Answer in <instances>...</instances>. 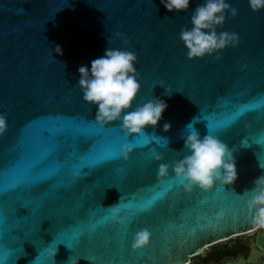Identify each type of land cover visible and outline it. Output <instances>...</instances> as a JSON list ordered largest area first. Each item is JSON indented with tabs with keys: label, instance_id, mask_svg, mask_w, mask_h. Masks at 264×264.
<instances>
[{
	"label": "water",
	"instance_id": "95a60500",
	"mask_svg": "<svg viewBox=\"0 0 264 264\" xmlns=\"http://www.w3.org/2000/svg\"><path fill=\"white\" fill-rule=\"evenodd\" d=\"M200 2L192 0L188 10L170 12L160 0H0V113L8 125L0 135V162L5 165L0 169V264L6 257L14 258L8 264H33L36 259V264H50L51 242L59 250L51 264H66L69 257H79V264H99L96 248L103 252V264H185L205 246L257 228L246 204L251 193L245 191L253 187L254 177L264 173L260 167L264 143H256L264 135L260 109L248 110L227 130L211 132L236 157L234 184L217 182L210 190L186 191L171 170L168 176L158 177L159 163L185 154L182 130L186 125L194 122L203 135L207 128L202 120L212 119L211 113L235 119L236 114L230 113L238 105L257 103L264 95V9L253 11L248 0H229L238 14H229L218 30L237 32L239 44L221 50L220 59L215 54L189 59L178 34L182 26L191 27L190 16ZM116 32L125 34L129 43L124 44ZM56 44L62 46L63 55L54 51ZM106 47H128L138 55L142 89L134 104L160 96V81L173 89L171 96L163 97L168 107L162 119L144 128L146 135L161 138L167 146L150 140L134 147L127 159L89 170L87 178L73 177L79 165L70 153L73 147L84 152L87 142L53 133L48 143L55 145L53 160L60 166L59 175L47 188L25 185L9 190L12 179H30L22 172L8 179V164L22 146L33 147L39 126L51 128L58 120L72 118L94 120L95 106L83 99L77 69L90 66ZM165 122L171 123L167 131ZM110 124L116 125L109 138L117 152L123 143L146 139L125 133L120 122ZM152 152L162 153L163 161L155 160ZM162 181L163 187L173 186L167 196L152 211L132 218L129 213L136 204L130 202ZM17 201L26 207L18 203L14 216ZM117 202L124 224L112 219L107 209ZM40 206L53 220L40 222L44 218ZM104 216L107 221L101 219ZM65 222L73 231H89L93 247L71 244V232L63 230ZM52 225L59 229L56 234ZM117 228L126 231L118 255L108 244L118 238ZM142 228L150 230V242L133 249L134 234ZM241 263L240 259L237 264Z\"/></svg>",
	"mask_w": 264,
	"mask_h": 264
},
{
	"label": "clouds",
	"instance_id": "9594fccd",
	"mask_svg": "<svg viewBox=\"0 0 264 264\" xmlns=\"http://www.w3.org/2000/svg\"><path fill=\"white\" fill-rule=\"evenodd\" d=\"M160 3L167 11L182 12L189 9L192 0H160ZM248 5L253 11H259L264 9V0H248ZM229 14L232 17L238 14V9L229 0H202L196 4L190 16L191 27L182 26L178 34L186 48L187 58L215 54V58L220 59L221 50L239 44L237 32L218 30ZM115 35L122 37L124 44L129 43L125 34L116 32ZM54 51L63 55V48L59 44L55 45ZM137 63L138 55L131 48L106 47L103 55L90 61V66L82 64L77 69V86L83 99L95 106V121L102 126L120 122L121 128L129 135L143 134L147 125L156 126L168 107L163 97L171 96L173 92L169 85L160 81L158 84L163 88L160 96H153L142 104H134L142 89V76L136 67ZM7 126V117L0 113V135L5 133ZM170 127V122L163 125L165 131ZM185 129H188L186 135ZM185 129L182 130L185 154L173 162L159 163L158 177L168 176L171 170L186 191H192L195 187L210 190L217 182L234 184L238 178L237 161L229 145L209 131L201 135L194 127V122L186 125ZM133 148L131 142L123 145V158L127 159ZM151 156L157 161L164 159L162 153L152 152ZM245 192L251 193L246 204L253 223L258 228H264V173L254 177L253 187ZM107 209L112 219L120 224L125 223V216L120 215L122 206L119 202ZM150 238V230L142 228L135 232L132 247L141 248L150 242ZM48 245L47 258L53 261L59 250L52 246V242ZM66 264H79V257H69Z\"/></svg>",
	"mask_w": 264,
	"mask_h": 264
},
{
	"label": "snow or ice",
	"instance_id": "6c2138e0",
	"mask_svg": "<svg viewBox=\"0 0 264 264\" xmlns=\"http://www.w3.org/2000/svg\"><path fill=\"white\" fill-rule=\"evenodd\" d=\"M250 105H257V107L251 108L249 107ZM257 108L260 109L262 113H264V95L261 96L259 102L257 103L238 105L230 113L236 114L235 119L229 120L224 116L213 112L211 113L212 119L204 118L202 121L205 122L207 131L219 132L230 128L248 110ZM114 127H116V125L107 124L102 126L97 123L95 119L89 122L78 118H72L70 120H58L55 122L54 127L51 128L46 126H39L37 128V139L35 140L33 147L26 148L22 146V150L18 154H16L8 164V168L11 169V173L8 179L14 177L16 173L21 172L30 179L27 182L21 179H12V182L9 184L8 189L10 190L12 188H18L25 185L47 188L50 186V183L55 180V178L59 175L60 166L56 163L55 160H53L55 145L48 143V139L53 133L69 134L73 137L74 140L83 139L87 142L88 147L84 152H80L75 147H73V150L70 153V155L74 158V161L79 165L78 169L72 173L73 177L81 176L87 178L89 177V170L98 169L105 163L112 160L122 159V150L117 152L109 138L110 129ZM119 127L121 128V126ZM140 136L146 137V139L139 140L135 144L132 143L136 148H141L147 145L150 140L155 141V143L157 144H161V138L159 137L148 136L145 133L140 134ZM258 141H256V143H264V135H262ZM125 144L127 143H123L120 148L122 149V146ZM166 146L167 143L161 144V147ZM243 147L248 148L247 143H245ZM261 166L264 167V164H262ZM4 167L5 165L3 164V162H0V169ZM124 178V176H120L121 180ZM164 182L165 181L159 182L155 186L154 190H149L146 194L141 195L138 199L130 202L136 204L135 211L129 213L132 218H135L140 213L152 211L155 205L167 196L173 186L169 184L167 187H163ZM18 203L21 206H24L19 201H17V203L13 206L14 212L12 214L14 216H16L15 213ZM27 208H29L30 214H32L33 209L30 207ZM38 208L41 211V216L44 217L40 220V222L43 219H52L45 215L42 206ZM233 211L236 213H240L245 210L234 209ZM101 219L107 221L108 218L104 216ZM39 224L34 232V237L38 236L37 233L39 231ZM52 230L55 234L59 231V229H56L54 225H52ZM63 230L71 232V244H74L76 247H79L81 249H90L93 247L92 235L89 231H73L72 228L68 227L67 222H65V227L63 228ZM116 233L118 234V238L110 240L108 244L109 247H111L113 253L118 255L121 251L120 245L122 240L126 236V231H121L117 228ZM71 244L67 246L71 248ZM95 257L96 261H98L99 264H103V252L100 248L95 249ZM12 259L14 258L6 257L5 264H8V262ZM36 260L33 261V264H36ZM49 261L51 264L52 261Z\"/></svg>",
	"mask_w": 264,
	"mask_h": 264
},
{
	"label": "flooded vegetation",
	"instance_id": "af4514ba",
	"mask_svg": "<svg viewBox=\"0 0 264 264\" xmlns=\"http://www.w3.org/2000/svg\"><path fill=\"white\" fill-rule=\"evenodd\" d=\"M264 264V228L215 241L192 255L185 264Z\"/></svg>",
	"mask_w": 264,
	"mask_h": 264
}]
</instances>
